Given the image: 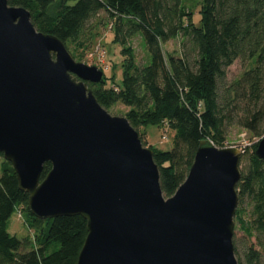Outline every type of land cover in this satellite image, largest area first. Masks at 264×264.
Listing matches in <instances>:
<instances>
[{
  "label": "water",
  "instance_id": "obj_1",
  "mask_svg": "<svg viewBox=\"0 0 264 264\" xmlns=\"http://www.w3.org/2000/svg\"><path fill=\"white\" fill-rule=\"evenodd\" d=\"M103 82L102 70L76 62L26 10L0 0V154L30 214L84 219L76 264H237L242 152L200 142L184 182L165 198L152 151L87 88ZM254 155L264 160V136Z\"/></svg>",
  "mask_w": 264,
  "mask_h": 264
},
{
  "label": "trees",
  "instance_id": "obj_2",
  "mask_svg": "<svg viewBox=\"0 0 264 264\" xmlns=\"http://www.w3.org/2000/svg\"><path fill=\"white\" fill-rule=\"evenodd\" d=\"M6 1L26 10L37 32L76 52L89 50L97 30L109 27L112 43L120 48L121 80L104 75L102 84L87 88L104 110L116 104L127 108L123 117L152 151L165 198L184 182L200 142L222 149L232 128L253 138L264 136V0H200L197 23L185 0ZM136 37L149 57L147 64L136 65L130 43ZM175 39L179 55H164L163 45ZM235 61L244 70L228 82L227 69ZM148 126L170 137V150L146 146L140 130ZM257 143L251 154L243 152L247 161L239 168L234 220L244 236L240 251L233 242L237 264H264V160L254 155ZM50 169L49 163L43 165L40 181ZM27 200L12 165L3 160L0 264H76L86 237L84 219L39 220L28 211ZM18 211L32 237L17 239L8 232ZM252 238L258 250L247 244Z\"/></svg>",
  "mask_w": 264,
  "mask_h": 264
},
{
  "label": "rangeland",
  "instance_id": "obj_3",
  "mask_svg": "<svg viewBox=\"0 0 264 264\" xmlns=\"http://www.w3.org/2000/svg\"><path fill=\"white\" fill-rule=\"evenodd\" d=\"M185 5L187 7L193 8L194 13V22L198 21V10L200 0H185ZM99 19L103 18V15L100 14ZM105 23V19L103 20ZM112 35L110 33L108 26H101L97 30V36L93 39L92 47L87 51H74L72 46L67 48L70 56L77 62H80L86 66H95L98 69L104 72L106 77H110L112 74L116 77V82L121 80L122 77V68L120 66V62L122 60L120 55V48L116 44L112 43ZM131 47L135 53L136 65H143L149 62V57L144 49L141 38L136 37L131 40ZM164 55H174L178 56L180 51L179 40L175 39L169 41L162 47ZM115 65V66H113ZM113 66V67H111ZM115 68V70H113ZM244 67L239 61H235L228 69H227V81L230 82L234 80L242 71ZM127 108L123 107L120 104H116L112 108H110L107 112L111 116L123 117ZM141 132L146 134V146H150L151 148L159 151H168L171 148L170 137L163 140V130L148 126L145 129H141ZM262 138V137H261ZM260 138V139H261ZM260 139L251 137L247 132L239 129L232 128L228 131L226 142L224 144V148L228 147H236L238 148L242 154L240 157L239 168L245 167L247 156L243 154L246 151L247 155L253 152L252 146L256 144ZM3 157H0V164L3 161ZM8 232L15 236L17 239H23L27 236L32 237L33 234L29 232L24 224L23 216L18 211L14 213L9 222H8ZM244 234L239 229L238 224L234 220V229H233V242L240 251L241 242L243 241ZM247 244L254 246L256 250L258 247L255 244V240L252 238L248 240Z\"/></svg>",
  "mask_w": 264,
  "mask_h": 264
},
{
  "label": "built area",
  "instance_id": "obj_4",
  "mask_svg": "<svg viewBox=\"0 0 264 264\" xmlns=\"http://www.w3.org/2000/svg\"><path fill=\"white\" fill-rule=\"evenodd\" d=\"M162 139L165 140V137L162 136Z\"/></svg>",
  "mask_w": 264,
  "mask_h": 264
}]
</instances>
